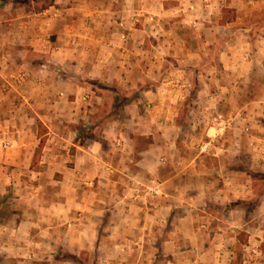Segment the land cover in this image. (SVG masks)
<instances>
[{
  "label": "rangeland",
  "instance_id": "374dc122",
  "mask_svg": "<svg viewBox=\"0 0 264 264\" xmlns=\"http://www.w3.org/2000/svg\"><path fill=\"white\" fill-rule=\"evenodd\" d=\"M70 4L87 19L55 25L64 62L0 63V109L52 93L21 160L0 127V264H264V0Z\"/></svg>",
  "mask_w": 264,
  "mask_h": 264
},
{
  "label": "crops",
  "instance_id": "0c3cea01",
  "mask_svg": "<svg viewBox=\"0 0 264 264\" xmlns=\"http://www.w3.org/2000/svg\"><path fill=\"white\" fill-rule=\"evenodd\" d=\"M6 1L7 2L0 0V8L10 4V6H12L10 13L12 12V14H10L9 20L7 19V21L10 22H6V24L4 22L0 23V63L20 64L21 68H29V66H32L31 64H34V58L37 57L40 59L44 58L47 61H49V59H56L59 63L64 62V56L58 57L51 51V47L49 48L50 43H52L55 25L57 23V25L62 24L63 28L66 29L68 33H73L80 29V26L83 27L82 22H86L87 18H81L87 16V14H83L81 11L74 9L73 4L68 5L72 0H66L61 12L57 10L49 11L51 7L39 12H33V19L35 20L36 16L39 18L36 17L37 21H34L32 25L24 18L26 17V13L21 3L24 2V0ZM21 9L24 10V14H21ZM4 11L6 10L4 9ZM101 13L99 14L101 15ZM209 13L208 10L201 13L196 12L192 18V27L200 34L203 31L210 30L209 28L205 29L202 23V21L212 20L213 17H211ZM97 14L98 13L94 15L100 17L98 16L99 14ZM44 48L46 49L45 52L42 51ZM39 53H45L46 56H41ZM66 61H69V59L67 58ZM36 79L44 80V83L49 80L44 74L40 77L34 75L32 80ZM32 80L28 82L31 83ZM25 87H27V83H25L24 86L21 85L20 92H18L17 96L18 103L14 109L10 110L8 107L0 109V127L4 129L3 132L7 133L10 131L11 134L9 133V138H11L10 140L15 145H18V152L21 154V156H18V159L20 158V160L25 146L30 145L36 140L37 127L39 124L38 119L41 117L46 121V118H50L51 116L50 110H46L45 114L41 111L39 112L36 104L38 96L39 98H44L46 102L52 99V97H50L52 93L46 90L48 88L44 85V90H41L43 94L40 95L34 91H27V89H24ZM46 107L49 109L47 104ZM44 124L46 125V123Z\"/></svg>",
  "mask_w": 264,
  "mask_h": 264
},
{
  "label": "built area",
  "instance_id": "2783aa9c",
  "mask_svg": "<svg viewBox=\"0 0 264 264\" xmlns=\"http://www.w3.org/2000/svg\"><path fill=\"white\" fill-rule=\"evenodd\" d=\"M119 26L124 27V23L121 21ZM121 38L124 39L125 36L122 35ZM231 123L230 118H223L222 116L212 117L210 120V130L213 131L211 137L215 138L217 136H222L225 131L231 127Z\"/></svg>",
  "mask_w": 264,
  "mask_h": 264
},
{
  "label": "trees",
  "instance_id": "16d2710c",
  "mask_svg": "<svg viewBox=\"0 0 264 264\" xmlns=\"http://www.w3.org/2000/svg\"><path fill=\"white\" fill-rule=\"evenodd\" d=\"M224 23V22H223Z\"/></svg>",
  "mask_w": 264,
  "mask_h": 264
}]
</instances>
